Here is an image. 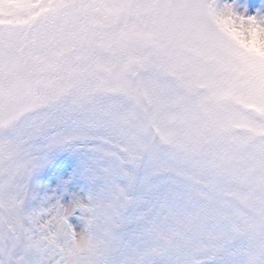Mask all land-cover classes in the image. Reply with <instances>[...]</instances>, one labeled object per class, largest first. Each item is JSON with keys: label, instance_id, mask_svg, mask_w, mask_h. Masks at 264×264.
<instances>
[{"label": "snow or ice", "instance_id": "snow-or-ice-1", "mask_svg": "<svg viewBox=\"0 0 264 264\" xmlns=\"http://www.w3.org/2000/svg\"><path fill=\"white\" fill-rule=\"evenodd\" d=\"M0 264H264V0H0Z\"/></svg>", "mask_w": 264, "mask_h": 264}]
</instances>
